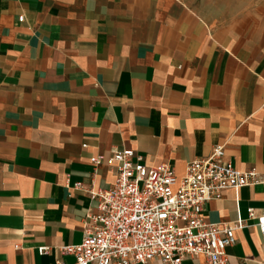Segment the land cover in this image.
Wrapping results in <instances>:
<instances>
[{"label":"crops","instance_id":"crops-1","mask_svg":"<svg viewBox=\"0 0 264 264\" xmlns=\"http://www.w3.org/2000/svg\"><path fill=\"white\" fill-rule=\"evenodd\" d=\"M215 145L262 179L203 206L210 223L245 222L226 264H255L264 0H0V264L74 261L59 248L83 238L98 203L87 190L113 184L112 149L169 163L179 180Z\"/></svg>","mask_w":264,"mask_h":264},{"label":"built area","instance_id":"built-area-1","mask_svg":"<svg viewBox=\"0 0 264 264\" xmlns=\"http://www.w3.org/2000/svg\"><path fill=\"white\" fill-rule=\"evenodd\" d=\"M90 162L98 165L100 159L92 156ZM107 163L114 181L107 189L87 190L98 203L94 212L86 214L81 242L59 248L74 261L54 264H147L152 260L182 264L184 258L198 255L205 257L206 264H226V247L236 242L235 230L245 222L210 223L203 206L220 198L225 189L261 182L254 167L235 168L224 158L223 145L187 162L179 180L171 164L147 165L131 148L112 149ZM82 187L80 182L75 184L77 189ZM247 212L264 241V210L255 215L249 207ZM48 249L37 248L40 254ZM255 264H264V259Z\"/></svg>","mask_w":264,"mask_h":264}]
</instances>
